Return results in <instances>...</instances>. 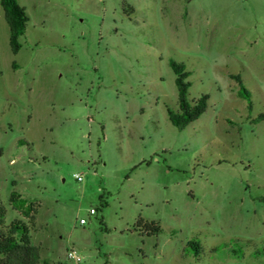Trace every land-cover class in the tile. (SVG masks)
I'll use <instances>...</instances> for the list:
<instances>
[{
	"label": "rangeland",
	"instance_id": "374dc122",
	"mask_svg": "<svg viewBox=\"0 0 264 264\" xmlns=\"http://www.w3.org/2000/svg\"><path fill=\"white\" fill-rule=\"evenodd\" d=\"M15 2L16 53L0 0L4 224L24 221L46 264H264V0ZM170 62L206 97L182 130Z\"/></svg>",
	"mask_w": 264,
	"mask_h": 264
},
{
	"label": "trees",
	"instance_id": "16d2710c",
	"mask_svg": "<svg viewBox=\"0 0 264 264\" xmlns=\"http://www.w3.org/2000/svg\"><path fill=\"white\" fill-rule=\"evenodd\" d=\"M1 7L10 30V44L13 52L16 53L20 49L18 40L24 34L28 17L24 10L18 7L15 0H1ZM169 66L175 75L174 83L177 89L179 108L177 114L169 113V120L175 128L182 130L205 112L206 97L202 96L195 102L190 101L188 98L190 85L186 82L189 72L185 70L183 64L170 62ZM240 91L250 100V94L243 86L240 87ZM258 120L264 121V110L259 115ZM10 202L13 209L18 212L21 211L25 217H30L33 209L19 194L12 192ZM5 215L6 211L0 207V264H46L40 261L36 248L31 245V236L27 224L21 219L15 218L9 225H5ZM139 223L140 220L137 224L139 225ZM143 232L147 235L157 234L159 227L153 223L144 224Z\"/></svg>",
	"mask_w": 264,
	"mask_h": 264
},
{
	"label": "built area",
	"instance_id": "2783aa9c",
	"mask_svg": "<svg viewBox=\"0 0 264 264\" xmlns=\"http://www.w3.org/2000/svg\"><path fill=\"white\" fill-rule=\"evenodd\" d=\"M74 178L77 181H79V182L82 181V177L80 175H75ZM89 212H90V214H94L95 213V211L93 209H91ZM84 223H85V220L81 219L80 220V224H84ZM67 256H68L69 259L75 260L76 262L80 261L79 256H77L74 251H69Z\"/></svg>",
	"mask_w": 264,
	"mask_h": 264
}]
</instances>
